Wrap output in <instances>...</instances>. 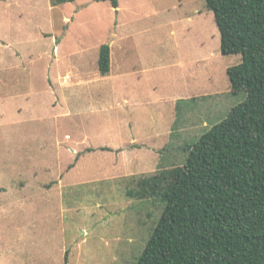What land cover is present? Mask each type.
Wrapping results in <instances>:
<instances>
[{"label":"rangeland","instance_id":"374dc122","mask_svg":"<svg viewBox=\"0 0 264 264\" xmlns=\"http://www.w3.org/2000/svg\"><path fill=\"white\" fill-rule=\"evenodd\" d=\"M117 4L0 0V160L34 157L45 189L18 195L33 166L0 174V264H135L163 208L139 181L245 99L205 0Z\"/></svg>","mask_w":264,"mask_h":264},{"label":"trees","instance_id":"16d2710c","mask_svg":"<svg viewBox=\"0 0 264 264\" xmlns=\"http://www.w3.org/2000/svg\"><path fill=\"white\" fill-rule=\"evenodd\" d=\"M205 6L220 53L240 54L226 74L230 92L245 99L186 148L182 165L139 181L135 196L155 198L163 208L135 264H264V0ZM97 63L107 76L109 46L99 48Z\"/></svg>","mask_w":264,"mask_h":264},{"label":"crops","instance_id":"0c3cea01","mask_svg":"<svg viewBox=\"0 0 264 264\" xmlns=\"http://www.w3.org/2000/svg\"><path fill=\"white\" fill-rule=\"evenodd\" d=\"M118 9V7L116 8ZM110 68H111V58H110ZM23 97L25 98V100L30 101V99H32V94L25 92L22 93ZM176 111V109H175ZM1 116H4V113L2 112ZM19 116H21L20 111H19ZM5 120H3L4 122ZM176 121V120H175ZM175 121L172 123V126H175ZM0 122H2V120H0ZM173 126V127H174ZM132 140H135L134 138ZM131 140V141H132ZM136 141V140H135ZM11 156V155H10ZM30 156V155H29ZM5 159V160H4ZM39 163L38 166L40 165L41 162H37V160L30 156L29 158H25V159H21L20 156L16 157V156H11L9 158H3L0 160V174L4 177L7 176H15L16 172L21 170L19 166L21 165H25V166H33V167H28V168H24L23 170H27L28 171V175L30 176V181L26 186H22L20 185L18 192H19V196L20 198H24L25 194H31V197H39L42 194V191H44L45 189L42 188V180H41V174L39 175V171L37 170V168L35 167V164ZM37 171L38 173L36 174ZM9 180L5 179L4 181H11L13 180V177L8 178ZM1 176H0V182H1ZM58 186V185H57ZM62 183L59 185V187H62ZM6 189L4 187L0 186V192L4 193ZM21 195L23 197H21ZM25 203H27L28 205H31V203H29V200H23ZM31 210V208H29ZM33 209V208H32Z\"/></svg>","mask_w":264,"mask_h":264}]
</instances>
